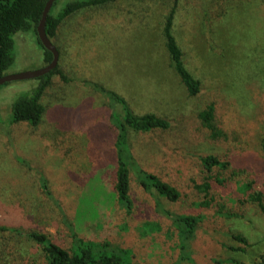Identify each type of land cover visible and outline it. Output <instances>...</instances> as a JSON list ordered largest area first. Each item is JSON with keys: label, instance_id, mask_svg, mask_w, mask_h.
I'll use <instances>...</instances> for the list:
<instances>
[{"label": "rangeland", "instance_id": "rangeland-1", "mask_svg": "<svg viewBox=\"0 0 264 264\" xmlns=\"http://www.w3.org/2000/svg\"><path fill=\"white\" fill-rule=\"evenodd\" d=\"M69 1L56 0L53 11ZM133 1L137 6L133 13L120 8L104 12L99 7L64 26L60 64L75 78L71 86L64 85L45 97L50 107L41 124L12 121L14 101L32 92L40 83L38 77L0 85V223L47 232L68 247L74 222L85 240H108L123 247L134 263L156 264L159 257L158 264H174L179 261V247L165 230L172 224L166 222L160 231L168 239L166 243L160 233L144 229L150 216L139 211L128 216L120 210L111 189V145L101 144L114 126L115 118L110 116L114 102L111 105L98 87L115 89L136 110L154 109L181 121L193 119L210 103L216 105L221 118L234 110L243 126L238 139L209 137L208 142H200L199 136L182 144L181 152L187 156L194 152L193 157L188 156L194 164L200 153L217 154L238 171L239 182L246 181L253 170L258 172L254 164L264 160V0H177L173 31L187 67L201 80L204 91L198 95H189L180 85L164 53L163 21L175 0H124L120 5L132 9ZM14 37L16 59L7 74L45 66L34 30L18 31ZM76 128L82 131L77 139L61 145L68 130ZM188 130L197 131L190 125ZM158 133L149 142V151L164 145L165 134ZM73 144L76 148L64 157L65 148ZM184 158L180 164L188 166ZM226 174L231 176L230 171ZM180 175L178 171L177 177L172 173L164 179L173 177L180 184ZM42 176L47 178L55 202L46 194ZM237 182L232 179L227 186L218 185L209 197L184 191L174 205L161 199L174 212L203 214L190 242L196 264H254L264 253V213ZM255 188L262 187L257 184ZM205 199L208 205L200 203ZM233 233L247 238L244 251L231 248L245 245ZM12 242L0 264H19L12 253L22 264H47L39 244L25 236H16Z\"/></svg>", "mask_w": 264, "mask_h": 264}, {"label": "trees", "instance_id": "trees-1", "mask_svg": "<svg viewBox=\"0 0 264 264\" xmlns=\"http://www.w3.org/2000/svg\"><path fill=\"white\" fill-rule=\"evenodd\" d=\"M122 2L124 0H71L57 12L53 11L56 1L53 3L47 16L46 31L59 51L58 64L50 72L38 77L40 83L32 92L22 94L14 101L12 105L13 122L28 121L36 126L41 124L50 107V103L46 101L45 97L54 91L62 90V86H71L73 83L75 76L64 70L60 64V55L63 49L60 35L67 22L82 14L91 15L99 7L103 8L104 12L120 8L121 11L132 13L137 8L136 1L132 2V9L122 7L120 5ZM176 2L177 0L163 21L161 33L164 39V53L168 58V67L177 76L180 85L187 90L189 95H198L204 91L201 80L187 67L184 50L173 31ZM46 3L47 0H0V76L6 74V70L16 59L15 33L34 30L37 34V25ZM37 40L43 48L44 60L48 63L52 59L53 53L43 46L38 34ZM98 88L105 93L106 99L111 101V105L114 102L110 114L112 119L115 118L114 126L108 135L110 138L108 137L101 144L111 145L109 151V155H111L109 161L111 162H108L114 169L111 189L116 192L120 210L128 216H131L135 211L150 216L143 223L146 232L149 230L151 233H160L164 230L166 222L171 223L175 230L173 227L167 229L169 227L167 225L165 230L167 235L174 236L179 247V261L174 264H179L180 261L196 264L192 257L190 242L194 239L204 216L203 214L174 212L170 206L164 205L161 199L174 205L184 191H190L193 194L200 192L209 197L210 194L215 193L218 185L227 186L232 183L233 179L234 182L238 181L237 184L241 186L242 191L247 193L249 199L253 200L264 213V160L254 164L253 167L258 170L257 173L253 170V174L246 181L239 182L240 179L235 177L238 171L232 170V167L230 169L229 160L223 159L217 154L200 153L197 157L198 163L194 164L193 159L188 157L192 154L194 156V152H190L188 156L181 152L182 144L187 145L193 142V138L199 136L201 138L198 141L207 142L209 137L217 139L225 136L238 139L237 135L243 131V126L241 116L234 110L232 114L225 112V117L221 118L216 105L210 103L196 112L193 119L188 118L181 121L174 115L164 114L154 109L136 110L128 98L115 89L106 88L103 85ZM191 122L193 123L191 124ZM188 125L197 129V131L194 130L196 133L188 130ZM77 130V128L69 129L68 138H64L61 145H65V142H70V140H76L77 133L82 132ZM158 132L165 134L164 145L162 147L155 146L154 152L149 151L148 147H151L149 142H152L153 136L159 135ZM262 146L264 147V134ZM74 148H76L74 144L70 148L66 147L65 153L68 154L66 156L63 153L64 157H68L69 150ZM137 148L142 153H139ZM154 154L157 155L154 156ZM155 157H157L156 160ZM182 157H185L184 160L189 163L188 166L180 164ZM161 162L162 164H160ZM44 168L43 166L42 174ZM178 171L183 179L180 184L173 177L164 179L165 175L172 176V173L177 177ZM227 171H230L231 176H227ZM186 176L189 180L184 179ZM42 177V186L46 194L55 202L57 198L53 197L52 191L48 188L47 178ZM257 184L262 188L256 189ZM200 203L208 205L209 200H201ZM60 209L64 219L68 222V215L62 208ZM223 214L233 215L230 212H223ZM70 230L72 244L65 247L53 240L47 232L24 231L22 228L0 223V257L8 255L6 251L11 249L12 240L16 236H25L42 247L47 264H141L134 263L125 248L108 240L102 242L85 240L76 231L74 222L71 223ZM143 233L144 231H142ZM159 237H164L166 243L169 242L164 233H160ZM232 237L245 245L231 246V248L244 251L248 245L247 238L240 233H233ZM12 255L15 256L14 258L19 264H22L21 258L15 253ZM158 260L159 257H156V264H158ZM236 263L244 264L239 261ZM219 264L222 263L219 262ZM254 264H264V253Z\"/></svg>", "mask_w": 264, "mask_h": 264}, {"label": "water", "instance_id": "water-1", "mask_svg": "<svg viewBox=\"0 0 264 264\" xmlns=\"http://www.w3.org/2000/svg\"><path fill=\"white\" fill-rule=\"evenodd\" d=\"M55 1L56 0H47L42 17L37 25V34H38L39 40L41 41V43L46 49L50 50L53 53L52 59L48 63H46L45 66L37 70L24 71V72L14 73V74L6 73L0 76V85L6 82L13 81V80L39 77L41 75H44L50 72L52 69H54L57 66L58 61H59V51L57 47L55 46V44L53 43L52 39L48 36L47 31H46L47 16Z\"/></svg>", "mask_w": 264, "mask_h": 264}]
</instances>
